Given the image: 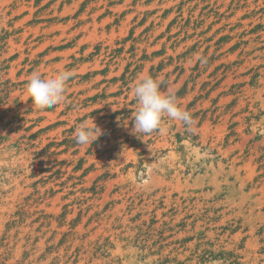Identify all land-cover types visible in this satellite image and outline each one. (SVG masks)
<instances>
[{
	"label": "rangeland",
	"instance_id": "obj_1",
	"mask_svg": "<svg viewBox=\"0 0 264 264\" xmlns=\"http://www.w3.org/2000/svg\"><path fill=\"white\" fill-rule=\"evenodd\" d=\"M142 75L190 129L131 132ZM0 264H264V0H0Z\"/></svg>",
	"mask_w": 264,
	"mask_h": 264
},
{
	"label": "clouds",
	"instance_id": "obj_2",
	"mask_svg": "<svg viewBox=\"0 0 264 264\" xmlns=\"http://www.w3.org/2000/svg\"><path fill=\"white\" fill-rule=\"evenodd\" d=\"M75 76L71 70H56L48 78L40 73H33L28 81L27 91L37 109L44 110L59 105L66 100L68 82ZM133 97L136 108L132 117L131 132L139 138L141 134L149 135L163 131L165 118L179 122L186 128L195 123L192 114L182 107L175 90L171 87L162 88V81L151 75H142L133 86ZM102 135V129L96 124L80 123L74 139L82 146L93 145Z\"/></svg>",
	"mask_w": 264,
	"mask_h": 264
}]
</instances>
